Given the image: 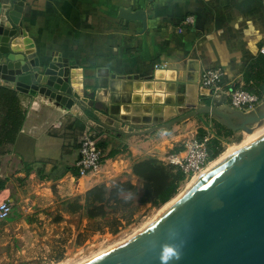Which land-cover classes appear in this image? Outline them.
I'll use <instances>...</instances> for the list:
<instances>
[{"label":"crops","instance_id":"crops-1","mask_svg":"<svg viewBox=\"0 0 264 264\" xmlns=\"http://www.w3.org/2000/svg\"><path fill=\"white\" fill-rule=\"evenodd\" d=\"M187 15L192 25L182 24ZM18 28L32 40L35 55L28 63L0 55V86L16 90L25 111L14 142L0 153V203L12 207L0 221V264H49L67 250L68 234L92 221L67 212L66 199L126 179L139 195L133 163L164 161L179 140L207 131L213 121L196 115L122 136L101 124H156L152 118L162 112H153L154 103L131 100L146 79L153 81V99L161 100L175 99L174 85L206 67L222 68L231 86L264 42V0H25ZM65 65L77 68L73 79L81 82L69 83ZM70 86L83 88L87 100L64 94ZM198 95L209 103L207 90L198 86ZM90 123L98 138L113 137L123 150L104 159L101 174L75 178L81 134ZM133 195L122 194L127 200Z\"/></svg>","mask_w":264,"mask_h":264},{"label":"water","instance_id":"water-1","mask_svg":"<svg viewBox=\"0 0 264 264\" xmlns=\"http://www.w3.org/2000/svg\"><path fill=\"white\" fill-rule=\"evenodd\" d=\"M24 1H0V55L28 63L35 51L18 28ZM65 66L69 83L81 82L73 79L77 68ZM197 80V74L188 75V84L174 85L175 99L162 100L151 96L153 81L143 80L141 92H133L131 100L154 103L153 112H162L153 116L156 124L142 129L101 126L118 135L146 134L207 114L232 131L251 132L264 120V100L248 112L203 103ZM64 94L73 101L87 100L78 86ZM82 264H264V135L211 169L144 229Z\"/></svg>","mask_w":264,"mask_h":264},{"label":"trees","instance_id":"trees-1","mask_svg":"<svg viewBox=\"0 0 264 264\" xmlns=\"http://www.w3.org/2000/svg\"><path fill=\"white\" fill-rule=\"evenodd\" d=\"M230 87L231 89L241 88L264 98V55L257 53L253 56L244 65L241 76ZM203 102L208 103L206 100ZM84 112L90 119L97 121L89 109H84ZM24 113L17 91L7 86H0V153L4 147L14 142L21 127L20 124L23 122ZM212 121L217 127V135L228 136L233 132L213 118ZM205 133L203 128H199L197 136L202 137ZM97 138L96 145L102 152L103 159L114 157L123 150V147L113 137ZM207 147L210 151L209 158L212 160L221 151L220 140L217 136L209 139ZM180 149L181 146L174 151ZM74 168L72 172L77 175V170ZM131 170L141 186L139 195L137 186L129 179L115 180L109 185L101 182L87 189L83 196L66 199L64 201L65 210L69 213H80L88 220L105 219L108 215L125 210L129 206L128 200L122 196L127 192L138 195L137 204L160 206L175 196L184 181V175L180 169L155 157H147L134 162Z\"/></svg>","mask_w":264,"mask_h":264},{"label":"built area","instance_id":"built-area-1","mask_svg":"<svg viewBox=\"0 0 264 264\" xmlns=\"http://www.w3.org/2000/svg\"><path fill=\"white\" fill-rule=\"evenodd\" d=\"M194 18L187 15L183 18L182 24L192 25ZM258 53L264 55V42L258 47ZM225 72L220 67H206L201 70L198 77V86L209 92V103L219 104L223 100L232 108L248 112L258 106L264 98L241 88L231 89L224 83ZM97 131L93 124L86 125L81 134L78 146V157L74 162L77 170L75 178L90 174H101L104 163L102 152L96 145ZM211 138L205 134L197 136V132L190 133L181 143V149L168 153L164 162L180 169L184 175V181L191 180L210 161L207 143ZM11 204L5 200L0 203V221L8 218L11 213Z\"/></svg>","mask_w":264,"mask_h":264},{"label":"rangeland","instance_id":"rangeland-1","mask_svg":"<svg viewBox=\"0 0 264 264\" xmlns=\"http://www.w3.org/2000/svg\"><path fill=\"white\" fill-rule=\"evenodd\" d=\"M262 124H264V120H262L258 126H256L257 124L253 125L252 132H257ZM207 129V131L205 130V134H208L211 137L217 136L220 140L221 151L215 158L220 156L230 146L237 145L239 142L241 143L245 140L246 134L248 133L239 130L233 131L228 136L217 135V127L213 122L210 123ZM181 143L182 141L179 140L177 144L180 146ZM189 181L190 180H186L181 183L175 196L184 189ZM136 199L137 196L135 195L129 197V206L125 210L108 215L105 219L89 221L82 228V231L76 232L74 235L69 233L68 238L70 240L67 245V250L60 255L57 253V257L55 256L54 260L49 264H82L85 261L98 256L112 246H115L113 244L123 242V240L128 239L142 229V225L144 224L143 227L147 225L152 218L155 217L154 215H156V213H158V211H160V209L171 200L170 199L160 206L152 207L151 204H137ZM4 223L5 222H0V227Z\"/></svg>","mask_w":264,"mask_h":264},{"label":"bare ground","instance_id":"bare-ground-1","mask_svg":"<svg viewBox=\"0 0 264 264\" xmlns=\"http://www.w3.org/2000/svg\"><path fill=\"white\" fill-rule=\"evenodd\" d=\"M261 123V122H260ZM257 124L256 126L260 125ZM253 130V129H252ZM248 132L246 134L245 140H243L241 143L239 142V144L237 145H233L230 146L227 150H225L220 156H218L217 158L210 160L208 162V164L197 174H195L193 177V179H191L186 186L184 187V189L182 191H180V193L177 194V196H175L173 199H171L165 206H163V208L160 209V211H158V213H156V215H154L155 217L152 218V220L143 227L142 225V229L145 228L146 226H148L151 222H153L164 210H166L172 203H174L180 196H182L193 184H195L199 179H201L206 173H208L211 169H213L215 166H217L218 164H220L221 162H223L224 160H226L228 157H230L231 155H233L235 152H237L238 150H240L241 148L243 149L244 146L248 145L249 143L253 142L254 140L258 139L259 137H261L262 135H264V124H262V126H260V129L257 132ZM205 169V171H204ZM201 173V174H200ZM197 175V176H196ZM138 229V228H137ZM142 229H140L139 231H141ZM138 231V232H139ZM136 232V233H138ZM135 233V234H136ZM133 234V235H135ZM132 235V236H133ZM131 236V237H132ZM130 238V237H129ZM127 240V239H126ZM125 241V240H123ZM121 242H119L118 244H120ZM115 246H117V244H113ZM114 247V246H112ZM111 247V248H112Z\"/></svg>","mask_w":264,"mask_h":264}]
</instances>
